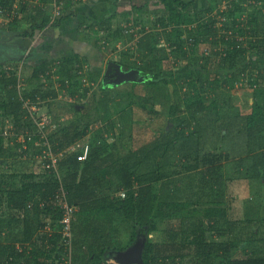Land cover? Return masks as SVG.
Wrapping results in <instances>:
<instances>
[{
  "label": "rangeland",
  "instance_id": "obj_1",
  "mask_svg": "<svg viewBox=\"0 0 264 264\" xmlns=\"http://www.w3.org/2000/svg\"><path fill=\"white\" fill-rule=\"evenodd\" d=\"M184 2L187 6H176L181 19H185L180 23L171 17L164 0H66L67 17L61 20L62 12L54 22L53 0H30L26 4L12 0L9 7L5 6L6 13L0 15V31L4 26L13 28L10 38L14 40L11 53L0 41V158L4 160L1 170L8 179L16 178L19 183L44 179L47 170L43 158L34 151L46 149L48 141L52 145L66 141L65 136L71 139L88 126L92 128L88 136L64 146L57 157L79 152L88 142L103 145V154L113 151L117 157L108 166L110 183L105 189L120 198L123 189L129 191L123 168L126 158L133 155L132 149L154 139L158 130L166 137L185 130V136L166 150L160 162L148 159L130 172L132 189L157 170L164 173L155 186L168 217L157 230L99 211L81 212L76 205L75 222L80 229L90 227L92 234L101 225L103 234L123 247L105 251V263L143 264L146 241L157 240L158 246L164 247L167 227L185 228L192 239L197 236L196 230L203 231L207 240L221 247L247 237L264 217V183L261 178L248 176L253 154L264 150V123L254 135L247 123L254 107L264 114V88L255 83L262 76L249 68L241 80L232 77L244 64L264 56V0ZM5 7L0 6L3 10ZM41 7L45 13L39 12ZM34 16L38 20H33ZM44 16L49 19L41 26ZM106 20L111 21L110 28L103 23ZM212 21L218 30L215 37L208 33ZM148 33L152 51L139 46ZM26 36L30 37L24 40ZM20 40L23 44L18 48ZM41 59L50 62V69L36 76L33 66ZM231 60L238 62L235 67ZM197 76L201 79L194 83ZM226 78L231 79L229 83L217 85L216 79ZM15 85L25 100V116L16 117L2 107L7 99L4 90ZM34 91L40 92L37 101L32 96ZM73 92L75 95H71ZM134 92L141 94L145 105L133 103ZM196 102L208 106L207 112L196 110ZM74 103L86 107L77 112ZM43 121L48 129L41 134L39 123ZM27 135L35 138L30 153H24ZM210 164L219 168L217 173H207L205 182L202 175ZM0 196L3 198L4 193ZM3 202L0 208L5 206ZM171 202L184 205L174 209L168 205ZM59 204H63L61 197ZM213 205L227 211V216L216 223L205 216ZM174 210L177 213L173 214ZM30 213L39 227L52 218L47 209ZM200 221L204 222L203 230L198 229ZM22 225L4 226L0 241H16L20 246ZM261 231L264 239V222ZM86 235L91 236L88 231ZM249 236L247 248L242 252L232 249V255L253 253L259 244L264 245L258 235ZM189 243L192 241L181 244L179 253L170 251L181 257L176 262L189 264L197 256L195 243ZM135 248L138 256L134 260L125 255ZM50 249L46 264L72 263L73 250L64 253L59 248ZM216 254H221L219 249ZM27 257L17 255L16 260L23 262Z\"/></svg>",
  "mask_w": 264,
  "mask_h": 264
},
{
  "label": "trees",
  "instance_id": "obj_2",
  "mask_svg": "<svg viewBox=\"0 0 264 264\" xmlns=\"http://www.w3.org/2000/svg\"><path fill=\"white\" fill-rule=\"evenodd\" d=\"M65 1L66 0H63L62 2L63 14L61 18L64 16ZM164 1L166 2L168 10L171 12V17L174 18L176 22L180 23L185 20L181 19V11L176 8L178 5L182 8L187 6L184 0ZM0 2L1 7H9L11 0H2ZM18 2L21 4L27 3V1L22 0H18ZM53 3H55V0H53ZM6 7L4 10L0 8V15L6 13ZM20 7L15 9L19 11ZM54 8L55 5L53 6V9ZM39 12L45 13V10L41 7ZM66 17L67 16H64L61 20H64ZM48 19L49 16H44L43 22L40 25L44 26L46 23L45 21ZM33 20H38V18L34 16ZM103 23H106L108 28L111 27V21L106 20L103 21ZM238 23H242V21H235V24ZM34 27L38 28L36 27V24ZM241 29V31H245L244 27H241ZM208 33L214 37L217 36L218 30L217 27H215L214 21H212ZM150 39L151 34H146L139 41V46L142 48L147 47L150 51H152L154 46L151 44ZM223 41H225V38ZM238 41H240V39L236 42L238 43ZM227 54L231 57V53ZM227 54L224 59L227 58ZM262 60H264V56L262 58L258 57L248 64H244V66H242L238 71L232 73L233 80H241L242 76L245 77L246 71H248L249 68H252L253 70H258V73L262 76L260 81L255 83H258L261 88H264V64H261ZM231 61V65L234 67L238 63L237 61ZM46 65L47 64H41L33 67V74L38 76L43 73ZM251 74L253 75V73ZM199 79L201 78L197 76L194 83H198ZM230 80L231 79L229 78H226L225 80L216 79V83L217 85H219L218 83L221 85L222 81H224V83H229ZM205 81H207V79ZM66 83V81H63V87H66ZM16 89L15 85L9 90H4L7 92V99L6 104L2 107L4 109L7 108V110L10 109V112L16 117H19V115L25 116L23 101L20 99L18 90ZM56 95L57 94H55V96ZM71 95H75L74 92ZM32 96L35 101H37L36 99H38L37 97H40V92L34 91ZM133 103H138L139 105L144 103L142 102V96L140 93H133ZM74 104L76 105L78 103ZM75 105L74 109L77 112H80ZM82 105L86 107V104ZM194 106L195 109L200 112L206 113L208 110V106H206L203 102H196ZM176 107L181 109V106L179 105ZM70 108L72 107L70 106ZM247 123L248 129L253 135L259 131L262 123H264V114L260 112L259 107H254L253 112L249 114ZM45 128L48 129V124H46ZM91 129L92 128L87 126L76 132L71 139L68 136H65L66 141H61L59 144L53 143L51 145L48 141L54 152V160L56 159L58 162L57 165H52L51 167L46 166L48 162H53V159L44 157L45 151L48 150V145H46V149L44 147H39V149L34 151V155L39 154L41 158H43L44 166L47 170L44 179L40 181L29 180L19 183L16 178L8 179L5 171L1 170V164L4 163V160L0 158V192L4 193L3 198L0 196V207L1 203L4 204L3 201L6 203L5 206L3 205V208H0V229L3 230L4 226H20L23 224V237L20 240V246L17 245L16 241L12 243L0 241V264H33L34 262L35 264H46L49 260V252H51L50 248H59V250L64 253H68L69 248L64 244V235L62 232L63 225L60 222L64 215L61 205H63L65 201L69 204L75 206L77 205L81 212L89 213L90 211H99L98 213H101V215L119 218L124 217L133 224L147 226L149 229L157 230L162 223L167 222L166 219L168 217V213L163 207V202L161 203L159 200L158 192L155 186V182L164 177V173L158 174L161 171L157 170L156 174L149 176L145 182L139 184L138 188L132 189L130 187L132 186L133 180L131 176L132 173L130 172L132 170H136L139 165L148 159H155L156 162H160L167 152L166 150H168L172 145H176L181 137L183 138L185 136L184 128L179 132L177 131L172 137H166L165 133L158 130L155 132L154 139L148 142L144 140L139 148L132 149L131 152L133 155L126 158L127 165L123 168V172L125 173L124 178L129 189V191L127 190L128 196L126 198H118L115 194L106 191L108 187L105 189L107 182L108 184L110 183V171L108 166L112 162H115L117 156L113 151L105 154L101 153L100 149L104 146L100 143H87L90 150L89 156L86 160H80L78 158L79 154L83 152L85 146H83L79 152H75L65 158L58 159L57 153L63 150L64 146H71L74 142L81 141L88 136ZM223 131H225V129H223ZM205 133L207 134L208 130ZM214 133L216 132L214 131ZM33 138L30 136L25 137L28 147L24 150V153H30L31 147L35 144L34 140H32ZM58 165L62 176L61 173L57 172L56 166ZM218 168L219 167L216 164L207 165L205 168L206 170L204 171L205 174L202 175V179L207 177V173H217L216 169ZM250 171H248L250 173L248 176H252V178L255 179L261 178L264 183V150H259L253 154V165ZM32 177H34V175H32ZM206 181L207 180L205 179V182ZM60 197L62 198L63 204L57 205V201ZM29 205H31V207H29ZM168 205L174 207L175 209L176 206L181 207L184 203L181 202V204L175 205L174 202H171ZM45 209L52 213V218L48 222L42 223L40 227L39 225L36 226L31 218L30 210L36 214ZM172 213L175 214L177 212L174 210ZM205 216L208 220H213L214 222L212 223H216L223 220V218L227 216V211L223 207L213 205L206 210ZM75 221L76 220L72 223V250L75 255L74 258L71 259V264H81V262L86 264H116L113 262L105 263L102 254L110 248L123 249L121 244L115 241V239H109L106 234H103L105 232L101 225L97 226V228H95V232L91 234L90 230H88L90 227L80 229L81 226ZM200 222L201 223L198 224V229L203 230L202 226L204 225V222ZM258 222V225L252 229L250 233L258 235V238L262 240L263 238L260 237V234L262 233L261 223L264 222V217L261 216L258 219ZM87 231L88 235L91 236L86 235ZM164 232L167 237V244L164 247H159L157 240L148 239L146 241L142 254L143 264H180L176 261L181 257L178 254H172L170 251L173 250L179 253L181 251L179 248L180 245L186 244L187 241L195 243L197 253V256L189 264H264V245L261 246L262 244H259L258 248H256L253 253L238 255L231 254L232 249L236 252H242L247 248V242L249 241V237H251L249 236L250 233L243 239L239 238L230 244H223L221 247H216L215 244H212V242L205 238L203 231L202 233H198L196 230L195 233L197 236L194 239L190 237L185 228L177 229L175 227H167ZM262 242L264 243V239ZM192 243H189L190 246ZM84 247H88L87 250L89 251L86 252ZM218 249L221 254L217 255L216 251H218ZM17 255L28 257L27 259L25 258L23 262H17ZM217 257H219L218 260L216 259Z\"/></svg>",
  "mask_w": 264,
  "mask_h": 264
},
{
  "label": "built area",
  "instance_id": "obj_3",
  "mask_svg": "<svg viewBox=\"0 0 264 264\" xmlns=\"http://www.w3.org/2000/svg\"><path fill=\"white\" fill-rule=\"evenodd\" d=\"M12 1V0H11ZM22 1H27V2H30V0H22ZM62 2L63 0H55V14H61L62 13ZM19 4L17 3V6L18 7ZM1 11V9H0ZM21 90H18V94H19V97L20 99L23 101V105L25 104V100L24 98L22 97V94H21ZM40 126V133H45L44 131V128L46 127V122H42L39 123ZM46 145H48V150L45 151V154H44V157L46 158H51L53 159V162H48L46 164L47 167H51L52 165L54 166L55 165V160H54V152L49 144V142L46 143ZM89 150H90V147L89 145H86L83 152H81L78 156V158L80 160H86L89 156ZM120 195L122 198H126L128 196V193L125 189H123L121 192H120ZM29 207H31V205H29ZM61 208L63 209V218L61 219V223L63 225V229H62V232H63V240H64V244L69 248L70 251H72V241H73V220H75V213H76V206L75 205H72V204H69L68 202H65L63 205H61Z\"/></svg>",
  "mask_w": 264,
  "mask_h": 264
},
{
  "label": "crops",
  "instance_id": "obj_4",
  "mask_svg": "<svg viewBox=\"0 0 264 264\" xmlns=\"http://www.w3.org/2000/svg\"><path fill=\"white\" fill-rule=\"evenodd\" d=\"M26 13V12H25ZM4 28H6V29H4ZM4 28H3V30L4 31H0V34H1V43H3V44H6L7 46L5 47L6 49H8L10 52L9 53H11L12 51V49H14V46H13V41H11V39L13 38L12 37V34H11V32H13V28H9V27H5L4 26ZM35 35H37L36 33L33 35V36H35ZM10 37H12V38H10ZM28 37H30V36H26V37H24L23 39L25 40L26 38H28ZM22 41L23 40H20L19 41V45H17V47L18 48H21L20 46H21V44H23L22 43ZM11 47H13V48H11ZM49 63L50 62H47V60H43V59H41V60H38V64L37 65H35V66H33V67H36V66H39V65H41V64H47L46 66H45V71L43 72V73H45L46 71H48L49 69H50V65H49ZM42 74V73H41ZM38 76H40V75H38ZM76 220V219H75Z\"/></svg>",
  "mask_w": 264,
  "mask_h": 264
},
{
  "label": "water",
  "instance_id": "obj_5",
  "mask_svg": "<svg viewBox=\"0 0 264 264\" xmlns=\"http://www.w3.org/2000/svg\"><path fill=\"white\" fill-rule=\"evenodd\" d=\"M75 106H76L77 109H79V108L83 107L84 105H82V104L81 105L80 104H76ZM125 255L128 256V257L133 255L132 259L134 260V257L135 256H138V249L135 248L133 250H129L128 253H126ZM142 260H141V262H142Z\"/></svg>",
  "mask_w": 264,
  "mask_h": 264
},
{
  "label": "bare ground",
  "instance_id": "obj_6",
  "mask_svg": "<svg viewBox=\"0 0 264 264\" xmlns=\"http://www.w3.org/2000/svg\"><path fill=\"white\" fill-rule=\"evenodd\" d=\"M54 5H55V3H54ZM53 13H52V16H51V20L54 22V21H56L55 20V17H56V15H58V14H55V8L53 9V11H52ZM87 145V144H86ZM85 145V146H86ZM56 169H57V172L58 173H60L61 171H60V169H59V166H56Z\"/></svg>",
  "mask_w": 264,
  "mask_h": 264
},
{
  "label": "flooded vegetation",
  "instance_id": "obj_7",
  "mask_svg": "<svg viewBox=\"0 0 264 264\" xmlns=\"http://www.w3.org/2000/svg\"><path fill=\"white\" fill-rule=\"evenodd\" d=\"M130 258H132L133 257V255L132 256H129Z\"/></svg>",
  "mask_w": 264,
  "mask_h": 264
}]
</instances>
